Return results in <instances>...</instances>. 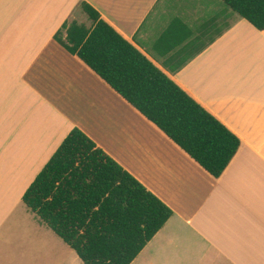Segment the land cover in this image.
Wrapping results in <instances>:
<instances>
[{
	"label": "crops",
	"instance_id": "1",
	"mask_svg": "<svg viewBox=\"0 0 264 264\" xmlns=\"http://www.w3.org/2000/svg\"><path fill=\"white\" fill-rule=\"evenodd\" d=\"M83 1L239 136L220 177L55 39ZM175 19L190 37L157 49ZM76 127L173 209L131 264H264V30L223 0H0V264H27L33 229L43 264H84L23 201Z\"/></svg>",
	"mask_w": 264,
	"mask_h": 264
},
{
	"label": "trees",
	"instance_id": "2",
	"mask_svg": "<svg viewBox=\"0 0 264 264\" xmlns=\"http://www.w3.org/2000/svg\"><path fill=\"white\" fill-rule=\"evenodd\" d=\"M264 30V0H223ZM90 25L64 23L55 39L218 178L241 139L88 2ZM185 26L175 19L159 49ZM186 36L191 35L187 26ZM170 41V42H171ZM187 60H184L185 63ZM28 209L74 249L84 264H131L173 215V209L89 137L74 128L26 190Z\"/></svg>",
	"mask_w": 264,
	"mask_h": 264
},
{
	"label": "rangeland",
	"instance_id": "3",
	"mask_svg": "<svg viewBox=\"0 0 264 264\" xmlns=\"http://www.w3.org/2000/svg\"><path fill=\"white\" fill-rule=\"evenodd\" d=\"M226 5V4H225ZM227 6V5H226ZM228 8V6H227ZM85 22L90 25L91 21L89 20L88 16H85L84 18ZM38 220V219H37ZM40 222V221H39ZM34 230V236L32 237V241H33V253H31V257L32 258H29L26 263L27 264H43L45 263V261H43V257L42 255L43 254H46V253H50L52 254L54 251V247L51 245V246H48V245H45L44 244V239L47 237V235L45 234H42L38 231H36V229H33ZM50 236H52V238H59L57 237V235L55 233H53L51 230H50ZM11 240L12 238H6L3 242L5 243V247L7 250H11ZM42 241V244H40L39 242ZM1 246H2V243H0ZM29 252V251H28ZM11 253H12V250H11ZM10 253V254H11ZM8 252L6 253L7 256L10 255ZM29 255V254H28ZM2 261L4 263H8L10 262L9 260H7L5 257L2 259ZM19 263V262H18Z\"/></svg>",
	"mask_w": 264,
	"mask_h": 264
}]
</instances>
